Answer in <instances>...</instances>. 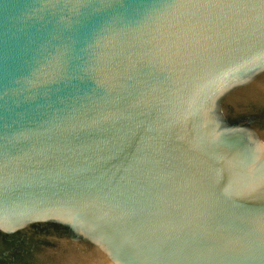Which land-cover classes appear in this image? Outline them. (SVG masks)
Listing matches in <instances>:
<instances>
[{"label": "water", "instance_id": "1", "mask_svg": "<svg viewBox=\"0 0 264 264\" xmlns=\"http://www.w3.org/2000/svg\"><path fill=\"white\" fill-rule=\"evenodd\" d=\"M0 264H264V0H0Z\"/></svg>", "mask_w": 264, "mask_h": 264}]
</instances>
